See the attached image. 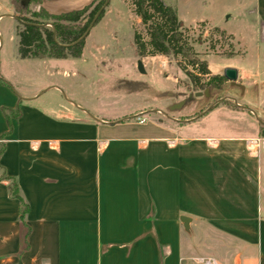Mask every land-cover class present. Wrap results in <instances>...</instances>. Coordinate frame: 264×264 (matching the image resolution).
Masks as SVG:
<instances>
[{
  "label": "crops",
  "instance_id": "crops-1",
  "mask_svg": "<svg viewBox=\"0 0 264 264\" xmlns=\"http://www.w3.org/2000/svg\"><path fill=\"white\" fill-rule=\"evenodd\" d=\"M12 5L0 0V19ZM251 12L259 48L264 0ZM236 70L215 89L227 93L220 101L262 75ZM43 96L0 79V264H264V120L244 137L168 135L155 124L134 135L126 119L52 113L37 104ZM4 108L20 110L11 125ZM12 181L29 205L23 252Z\"/></svg>",
  "mask_w": 264,
  "mask_h": 264
},
{
  "label": "rangeland",
  "instance_id": "rangeland-1",
  "mask_svg": "<svg viewBox=\"0 0 264 264\" xmlns=\"http://www.w3.org/2000/svg\"><path fill=\"white\" fill-rule=\"evenodd\" d=\"M6 1L13 5L0 19V79L9 80L20 96L44 93L37 104L52 113H59L61 107L78 112L84 108L86 116L106 122L126 119L124 124L133 130L127 134L142 135L155 124L166 127L164 133L168 135L189 130L221 138L248 136L252 125L264 120V68L260 64L264 46L258 48L255 42L256 24L251 12L255 0H163L177 9L195 41L194 49L213 74H223L224 66L250 73L260 70V78L246 80L251 82L246 90L229 87L232 102L220 101L227 96L224 91L194 90L172 56H139L135 31L147 37L130 0H109L104 16L86 37L81 57L50 58L47 66L42 60L26 64L19 58L16 6L25 15L42 8L61 14L94 0ZM215 28L225 31L224 35ZM199 36L202 42H198ZM187 70L198 73L191 66ZM198 92L204 94L197 96Z\"/></svg>",
  "mask_w": 264,
  "mask_h": 264
},
{
  "label": "trees",
  "instance_id": "trees-1",
  "mask_svg": "<svg viewBox=\"0 0 264 264\" xmlns=\"http://www.w3.org/2000/svg\"><path fill=\"white\" fill-rule=\"evenodd\" d=\"M21 0H16V2ZM92 1L81 9L52 14L42 8L39 12L21 14L16 6L18 25V54L22 59H50V58H79L83 54L85 40L83 38L91 23L96 25L105 14V4L108 0ZM133 13L139 18L144 28L145 36L135 31L134 42L137 53L145 56H172L179 66L184 69L194 90L223 89L227 79L223 74H213L205 60L194 49V39L190 30L178 16L177 9L166 4L163 0H130ZM17 4V3H16ZM109 4V1H108ZM107 4V5H108ZM219 34L225 31L215 28ZM198 37V42H202ZM213 48V47H212ZM191 66L198 73L188 71ZM206 78V79H204ZM10 125L11 117L20 116L19 108L3 109ZM11 195L20 202V216L24 235L22 239L23 251L29 249L28 237L30 227L26 222L29 205L19 193L16 181L10 185Z\"/></svg>",
  "mask_w": 264,
  "mask_h": 264
},
{
  "label": "water",
  "instance_id": "water-1",
  "mask_svg": "<svg viewBox=\"0 0 264 264\" xmlns=\"http://www.w3.org/2000/svg\"><path fill=\"white\" fill-rule=\"evenodd\" d=\"M108 1L106 2L105 6L108 4ZM96 18H95V20H96ZM95 20L91 23L88 31L85 33L83 38H86L88 36V34L90 33V30L94 26ZM139 68L143 71V64H142L141 61H139ZM223 75L227 79V81H230V82H236L237 79H238V71L236 69H234V68H226L224 73H223ZM196 95L200 96V95H203V93L202 92H198V93H196ZM182 221H184V220H182ZM184 226L187 227V224L185 222H184Z\"/></svg>",
  "mask_w": 264,
  "mask_h": 264
},
{
  "label": "built area",
  "instance_id": "built-area-1",
  "mask_svg": "<svg viewBox=\"0 0 264 264\" xmlns=\"http://www.w3.org/2000/svg\"><path fill=\"white\" fill-rule=\"evenodd\" d=\"M203 259H200L198 262H200L201 264H209L208 262H204L202 263Z\"/></svg>",
  "mask_w": 264,
  "mask_h": 264
},
{
  "label": "bare ground",
  "instance_id": "bare-ground-1",
  "mask_svg": "<svg viewBox=\"0 0 264 264\" xmlns=\"http://www.w3.org/2000/svg\"><path fill=\"white\" fill-rule=\"evenodd\" d=\"M250 146L254 147L255 146V142L252 141L251 144H250Z\"/></svg>",
  "mask_w": 264,
  "mask_h": 264
},
{
  "label": "flooded vegetation",
  "instance_id": "flooded-vegetation-1",
  "mask_svg": "<svg viewBox=\"0 0 264 264\" xmlns=\"http://www.w3.org/2000/svg\"><path fill=\"white\" fill-rule=\"evenodd\" d=\"M217 90V89H216Z\"/></svg>",
  "mask_w": 264,
  "mask_h": 264
}]
</instances>
